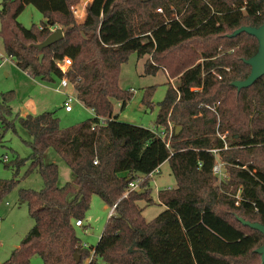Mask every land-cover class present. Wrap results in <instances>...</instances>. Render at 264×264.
Instances as JSON below:
<instances>
[{
  "label": "trees",
  "instance_id": "trees-1",
  "mask_svg": "<svg viewBox=\"0 0 264 264\" xmlns=\"http://www.w3.org/2000/svg\"><path fill=\"white\" fill-rule=\"evenodd\" d=\"M76 1L0 2L5 53L34 78L66 77L93 112L62 127L56 110L14 115L15 91L0 93V141L4 132H17L16 122L31 136L25 140L30 154H16L6 166L19 171L29 162L23 177L37 171L44 180L40 190H19L34 225L2 264H30L34 256L44 264H262L256 249L264 235L239 217L264 224V76L241 90L232 85L250 74L245 59L256 53L258 40L245 32L229 34L262 25L264 2L92 0L78 22ZM28 5L42 13L39 25L19 21ZM53 28L64 37L39 48ZM132 52L148 56L146 73L164 66L176 80L159 102L154 126L168 133V122L175 123L170 147L168 135L118 120L114 103L123 110L134 94L119 82ZM65 57L72 65L64 73L57 63ZM154 88H146L144 104L152 105ZM49 149L70 167L72 181L58 185V165L45 161ZM217 160L227 173L221 181L213 173ZM166 161L176 186L159 190L164 210L148 221L138 202L153 203L148 175ZM137 179L144 192L125 196ZM18 182L0 178V203ZM94 195L115 207L97 244L84 247L75 222L86 217Z\"/></svg>",
  "mask_w": 264,
  "mask_h": 264
},
{
  "label": "rangeland",
  "instance_id": "rangeland-1",
  "mask_svg": "<svg viewBox=\"0 0 264 264\" xmlns=\"http://www.w3.org/2000/svg\"><path fill=\"white\" fill-rule=\"evenodd\" d=\"M90 1L92 0H88V2ZM86 4L84 0H78L73 3L72 7L76 8V14L74 13V15L78 22H82L85 18ZM18 19L25 26L30 27L33 24L39 25L43 20V15L33 5H28ZM147 58L148 56L140 58L136 52H132L128 55L127 61L121 65L120 86L124 89L132 90L134 94L123 110H120L119 102L114 103V108L115 112L119 114V121L152 128L156 124V118L159 113V102L164 99L169 86L176 84V80L170 78L164 66L155 74L146 73L145 61ZM200 61L201 59H198L196 63ZM58 84L59 80L56 82H45L40 78L32 77L28 71L25 72L20 69L12 61L11 57L5 53L0 37V93L10 90L15 91V98L11 103L14 115H37L45 111L56 110L62 127H69L93 116L92 110L80 100L72 103L73 110L71 112L66 111L64 107V102L67 98L66 91L73 95H77V93L72 86L67 89L57 90ZM151 86L155 87L151 96L152 105H146L143 103V96L146 88ZM218 104L220 102L215 105ZM170 123L174 129L175 123L173 121H170ZM16 128V133L12 130L4 132L0 141V178L19 179L18 184L3 197L0 203V264L8 259L12 250L20 245L22 238L34 225V219L29 214L27 204L19 200V190L21 188L40 190L44 186V180L37 171H33L30 175L23 177L29 162L21 166L19 171H16L12 166H6L5 156L8 157L7 160L9 161L16 154L26 157L31 152L30 146L25 142V140H31L29 132L18 122H16ZM2 131L0 128V133ZM45 161L58 165V185L62 186L66 182L73 180L70 167L54 149L47 151ZM149 183L151 188L149 198L153 203H148L146 200L138 202L139 206L143 208V216L148 221L164 210V206L159 202V190L176 186V179L171 171L169 162L166 161L161 164L159 172L154 174ZM110 212L111 207L105 204L100 196L94 195L92 197L90 208L83 219L84 226H75L77 236L83 245L86 244L88 247H92L97 244ZM30 264H44V262L39 256H34Z\"/></svg>",
  "mask_w": 264,
  "mask_h": 264
},
{
  "label": "water",
  "instance_id": "water-1",
  "mask_svg": "<svg viewBox=\"0 0 264 264\" xmlns=\"http://www.w3.org/2000/svg\"><path fill=\"white\" fill-rule=\"evenodd\" d=\"M84 1L88 3V0ZM262 1L264 2V0ZM242 32L252 35L258 40V49L254 55L248 59H245V63L251 68L250 74L247 76V78L232 82V85L238 90L250 87L258 78L264 76V23L258 27L242 26L236 29L233 33L229 34V37H235ZM63 37L64 34L62 29L55 28L53 32L42 43L39 44V48H46L49 45L61 40ZM42 57L43 55L41 54L40 59H42ZM179 129L180 127L176 129V132H179ZM143 192V189L139 190L140 194ZM239 221H241L242 224L251 227L252 229L258 230L264 235V224L259 222H250L241 217H239ZM256 251L261 255L262 264H264V243L258 247Z\"/></svg>",
  "mask_w": 264,
  "mask_h": 264
},
{
  "label": "built area",
  "instance_id": "built-area-1",
  "mask_svg": "<svg viewBox=\"0 0 264 264\" xmlns=\"http://www.w3.org/2000/svg\"><path fill=\"white\" fill-rule=\"evenodd\" d=\"M72 10L73 12L76 14V8H73L72 7ZM159 11H161V9H159ZM242 11V10H241ZM55 28H53L54 30ZM58 67L65 73L67 72V70L69 69V67L72 65V60L68 57H65L64 59H62L61 61H58L57 63ZM219 78H221V76H219ZM69 86H72V84L69 82V80L66 78V77H63L62 79L59 80V84L57 85V90H61V89H67ZM73 87V86H72ZM66 100L64 102V107H65V110L66 111H72L73 110V106H72V103L73 102H77L79 101V98L77 95H73L71 93H69L68 91H66ZM212 110H214L218 115V112L216 111V107H211ZM93 113V112H92ZM168 133L166 132V130H158L157 128L155 127H152V130L154 131L155 134L159 135V136H165V135H168V140H165L166 142V145L167 147H170V138L173 134V127H172V124L169 122L168 123ZM219 136L224 139L225 138V135H220ZM227 147V144H225V148ZM212 152L217 154L218 150L217 149H212ZM8 157L5 156V159L4 160H7ZM94 163H97V161H95ZM160 170V167L157 168L156 170H154L153 172H151L148 177L151 179L153 178L154 174L158 173ZM213 173L215 176H217L218 180L221 181L223 178H225L227 176V173H226V169H225V165L224 163H222L221 161L217 160V162L215 163L214 167H213ZM140 181L141 179H137V180H133L131 182H129V187H128V190L127 192L125 193V196H127V194L133 190H140ZM237 198L239 199V195H237ZM237 204H239V201L236 202ZM115 207V206H114ZM113 208H111V212H110V215L113 214ZM75 225L78 226V227H82L84 226V223L82 220H77L75 222ZM84 247H88L86 244L83 245Z\"/></svg>",
  "mask_w": 264,
  "mask_h": 264
},
{
  "label": "crops",
  "instance_id": "crops-1",
  "mask_svg": "<svg viewBox=\"0 0 264 264\" xmlns=\"http://www.w3.org/2000/svg\"><path fill=\"white\" fill-rule=\"evenodd\" d=\"M44 19V18H43ZM2 56V55H1ZM3 58V57H2ZM25 72H27V71H25ZM71 112V111H70ZM109 215H110V213H109Z\"/></svg>",
  "mask_w": 264,
  "mask_h": 264
}]
</instances>
